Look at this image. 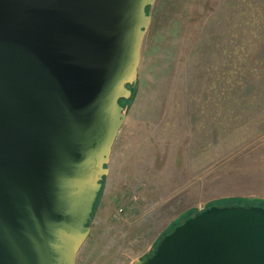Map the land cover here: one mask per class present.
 Instances as JSON below:
<instances>
[{
    "label": "water",
    "instance_id": "water-1",
    "mask_svg": "<svg viewBox=\"0 0 264 264\" xmlns=\"http://www.w3.org/2000/svg\"><path fill=\"white\" fill-rule=\"evenodd\" d=\"M153 0H0V264H75ZM131 264H264V207L211 205Z\"/></svg>",
    "mask_w": 264,
    "mask_h": 264
},
{
    "label": "rangeland",
    "instance_id": "rangeland-1",
    "mask_svg": "<svg viewBox=\"0 0 264 264\" xmlns=\"http://www.w3.org/2000/svg\"><path fill=\"white\" fill-rule=\"evenodd\" d=\"M75 264H131L189 210L264 200V0H153Z\"/></svg>",
    "mask_w": 264,
    "mask_h": 264
},
{
    "label": "trees",
    "instance_id": "trees-1",
    "mask_svg": "<svg viewBox=\"0 0 264 264\" xmlns=\"http://www.w3.org/2000/svg\"><path fill=\"white\" fill-rule=\"evenodd\" d=\"M148 7L149 6H147L146 8H145V10H146V13H147V11H148ZM128 88L131 90V95L128 97V98H121V99H119V103H120V105L121 106H127V103H129L131 100H132V98L134 97V94H135V90L134 89H132L131 87H129L128 86ZM96 204V203H95ZM95 204H94V207H95ZM259 205V206H262V207H264V200H256V201H250V200H246V199H241V198H225V199H221V200H217V201H213V202H210V203H208V204H206V206L204 207V208H206V207H208V206H211V205ZM94 209V208H93ZM199 211H196V210H189V211H187L184 215H182L181 217H182V219H183V221L185 220V219H187L188 217H190L191 215H193V214H196V213H198ZM93 213V212H92ZM91 217H92V215H91ZM90 221V220H89ZM182 221L180 220V221H176V222H174V223H172V225L166 230V231H164L162 234H161V236L159 237V239L164 235V234H166V233H168V232H170L176 225H178V224H180Z\"/></svg>",
    "mask_w": 264,
    "mask_h": 264
},
{
    "label": "flooded vegetation",
    "instance_id": "flooded-vegetation-1",
    "mask_svg": "<svg viewBox=\"0 0 264 264\" xmlns=\"http://www.w3.org/2000/svg\"><path fill=\"white\" fill-rule=\"evenodd\" d=\"M97 200V199H96ZM96 203V202H95Z\"/></svg>",
    "mask_w": 264,
    "mask_h": 264
}]
</instances>
